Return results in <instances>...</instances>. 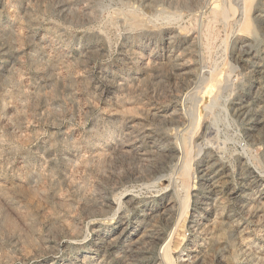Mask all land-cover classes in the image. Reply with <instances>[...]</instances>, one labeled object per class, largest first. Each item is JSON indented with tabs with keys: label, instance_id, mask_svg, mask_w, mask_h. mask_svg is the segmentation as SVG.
<instances>
[{
	"label": "rangeland",
	"instance_id": "obj_1",
	"mask_svg": "<svg viewBox=\"0 0 264 264\" xmlns=\"http://www.w3.org/2000/svg\"><path fill=\"white\" fill-rule=\"evenodd\" d=\"M0 264H264V0H0Z\"/></svg>",
	"mask_w": 264,
	"mask_h": 264
},
{
	"label": "bare ground",
	"instance_id": "obj_2",
	"mask_svg": "<svg viewBox=\"0 0 264 264\" xmlns=\"http://www.w3.org/2000/svg\"><path fill=\"white\" fill-rule=\"evenodd\" d=\"M246 8V7H245ZM215 15L216 16H224L225 15V11L223 10V9H218V10H216L215 12ZM212 80V83H214V82H217L218 80H219V77L217 76V74L215 75H213L212 76V78H211ZM220 84V83H219ZM213 85V84H212ZM211 85V86H212ZM216 85V84H215ZM219 86V85H218ZM184 137H186V136H184ZM183 138V137H182ZM190 141V140H189ZM183 145H184V147L183 148H185V150L184 151H186V160H185V164L183 165V170H182V172H181V181H182V184L183 185H186L187 184V181H188V172H189V166H188V163H189V160L190 159H188V156H189V150L190 149H192V147L191 148H189V145H188V141H187V138L185 139L184 138V142H183ZM191 145H192V143H191ZM190 145V146H191ZM192 151V150H191ZM184 154V153H183ZM192 156V155H191Z\"/></svg>",
	"mask_w": 264,
	"mask_h": 264
}]
</instances>
